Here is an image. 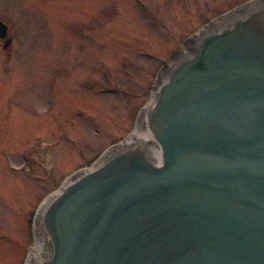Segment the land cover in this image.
Here are the masks:
<instances>
[{"label":"water","instance_id":"water-1","mask_svg":"<svg viewBox=\"0 0 264 264\" xmlns=\"http://www.w3.org/2000/svg\"><path fill=\"white\" fill-rule=\"evenodd\" d=\"M137 127L42 203L31 264H264V0L196 34Z\"/></svg>","mask_w":264,"mask_h":264},{"label":"rangeland","instance_id":"rangeland-1","mask_svg":"<svg viewBox=\"0 0 264 264\" xmlns=\"http://www.w3.org/2000/svg\"><path fill=\"white\" fill-rule=\"evenodd\" d=\"M251 1L0 0V264H26L44 200L135 131L196 34Z\"/></svg>","mask_w":264,"mask_h":264},{"label":"bare ground","instance_id":"bare-ground-1","mask_svg":"<svg viewBox=\"0 0 264 264\" xmlns=\"http://www.w3.org/2000/svg\"><path fill=\"white\" fill-rule=\"evenodd\" d=\"M139 135H141L139 131V127H136L135 131L128 139L129 140L135 139ZM44 250H45V243L43 239L41 237L36 236L35 245L30 250V253L27 259V264H31L34 260H37L38 258H40V256L44 253Z\"/></svg>","mask_w":264,"mask_h":264}]
</instances>
